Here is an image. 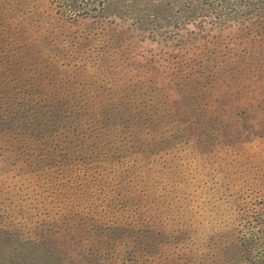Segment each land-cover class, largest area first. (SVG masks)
<instances>
[{"label":"rangeland","instance_id":"1","mask_svg":"<svg viewBox=\"0 0 264 264\" xmlns=\"http://www.w3.org/2000/svg\"><path fill=\"white\" fill-rule=\"evenodd\" d=\"M65 1L0 0V264H264V0Z\"/></svg>","mask_w":264,"mask_h":264},{"label":"trees","instance_id":"2","mask_svg":"<svg viewBox=\"0 0 264 264\" xmlns=\"http://www.w3.org/2000/svg\"><path fill=\"white\" fill-rule=\"evenodd\" d=\"M67 2H68V1L66 0L65 3H67ZM74 2H75L76 4H78V5H82V4L86 5V3H87V4L89 3V2H87V1H86V3H84L83 0H70V3L74 4ZM78 8H79V6H76V7L73 8L72 10H74V9H78Z\"/></svg>","mask_w":264,"mask_h":264}]
</instances>
